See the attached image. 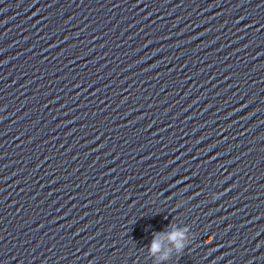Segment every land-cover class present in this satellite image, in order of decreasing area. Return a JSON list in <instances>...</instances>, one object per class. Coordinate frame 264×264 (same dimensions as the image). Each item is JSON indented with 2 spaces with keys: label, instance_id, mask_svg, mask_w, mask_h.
I'll return each mask as SVG.
<instances>
[{
  "label": "water",
  "instance_id": "1",
  "mask_svg": "<svg viewBox=\"0 0 264 264\" xmlns=\"http://www.w3.org/2000/svg\"><path fill=\"white\" fill-rule=\"evenodd\" d=\"M0 264H264V0H0Z\"/></svg>",
  "mask_w": 264,
  "mask_h": 264
},
{
  "label": "clouds",
  "instance_id": "2",
  "mask_svg": "<svg viewBox=\"0 0 264 264\" xmlns=\"http://www.w3.org/2000/svg\"><path fill=\"white\" fill-rule=\"evenodd\" d=\"M217 197L214 195L213 199ZM170 226V224L168 225ZM188 231L187 228L184 230H173L171 232L159 231L153 233V239L150 244V252L153 256L161 254L159 256L160 260L170 259V254L175 249L178 256H181L186 247L191 242H186L185 233ZM165 241L168 242L171 247L165 246Z\"/></svg>",
  "mask_w": 264,
  "mask_h": 264
}]
</instances>
